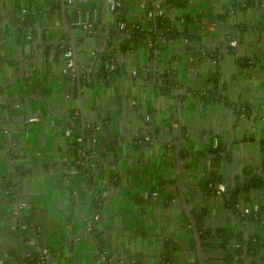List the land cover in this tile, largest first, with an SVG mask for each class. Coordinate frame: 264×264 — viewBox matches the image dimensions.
<instances>
[{
  "label": "crops",
  "instance_id": "obj_1",
  "mask_svg": "<svg viewBox=\"0 0 264 264\" xmlns=\"http://www.w3.org/2000/svg\"><path fill=\"white\" fill-rule=\"evenodd\" d=\"M1 1L4 3L5 9L9 8V0ZM16 1L21 3L18 5V12L29 19L28 21L32 28L31 31L24 32V36L31 35L35 39L42 34L44 37L48 33L46 28L58 27L62 24L61 6L58 5L60 0ZM66 1L69 7L75 4V0ZM76 1H84L85 6L90 9L92 17H95V21H97L94 23L95 28H93L94 30L92 29V34L86 39L87 44L84 42L85 46L81 40L84 26H79L71 21L77 37V48L79 51L77 60L82 75H84L82 85L90 83L95 88L92 93H89V89L86 86L83 87L82 105L77 88L75 95L71 93L74 99L68 98L66 96V88H70L71 86L60 83L61 76H59V73L62 69L63 60L59 54L53 60L54 65L52 64V68H48L44 73H41V76H43L42 82L35 83V87L32 90L39 97L44 95L47 101H42L38 97L39 99H30L32 103L29 105L21 97L14 99V101L22 102L23 104L19 109H15L14 113L34 114L43 106V120L45 123L41 120L27 123L33 125L35 136L39 131L45 132V141L37 142L35 149L39 146L44 149L42 156H45L43 159L51 158L53 161L54 159H62L61 162L64 167L60 173L63 174L64 180L61 183H57L52 174L37 166L26 169V178H32V182L40 184V199L44 201V204L42 208L38 204H35L36 210L33 209L31 211L34 215L30 217L29 221L34 224V229H25L20 226L17 212L6 211L8 202L13 200L11 199L13 192L6 195L4 190L2 191V184L6 182L4 181V175L0 176V257L4 259L3 264H27V260L35 253L34 250H39V244L44 246L45 243H48L54 247L62 242V238L66 235V230H68L71 224L70 206L71 202H74L71 199V194L76 195L78 198L76 206L83 205V201L87 202V210L90 208L89 201H86V198L88 197V189L93 180L90 170L95 171L99 169L95 162L96 152L90 151V169L86 166V168L75 171L73 160L68 158L70 157L68 156L70 153L79 152L78 144L80 142L76 139V136H82V132H84L80 117L82 106L85 115L88 116L85 119L88 131L93 129L89 128V122L98 121L99 125H104V128H100L97 131L98 147L108 150L107 145L110 133L112 131L115 134L123 133L121 148L119 147V150H110L107 153L108 157L117 156L121 152L129 154V146L132 144L130 143V139L132 140L134 133L151 129L153 126L152 122L159 121L177 124L179 123V118L183 115H194L196 117L198 115L202 119L210 118L214 125L222 128L221 132L217 131L214 133V137L215 135L218 136V139L226 142V144H231L233 148L232 152H234V155L232 156L231 165L228 167L229 173L227 178L228 181L233 182L232 184L240 176L238 161H242L243 159H245V162L256 160L258 163L261 162V157L264 155L263 149L257 147V143L260 144L261 142L260 138L264 136V0H256L247 11L240 10L237 16L233 14L230 20L219 19L217 15L226 10L227 7L230 8L234 0H192L193 4H191L190 8H196L200 14V17L194 15L190 23L191 33L194 35V38L191 37L194 39L193 48L196 49H192L187 54L182 51L180 54L182 60L179 59V61L177 58L181 51L180 43L182 40L185 41L187 37H181L180 43L172 42L174 40L169 37H166L168 41L157 42L158 44H154V46H156L155 49H159L155 57L150 52L152 45L146 39L144 40V36L140 37L139 44L134 43L132 47L128 44V47L124 50L121 47L118 49L120 40H116L122 38L121 36L115 40L107 37V31H110L112 23L116 20V15L120 14L121 16L117 19V22L122 21L124 24H131L137 14H143L148 10V0H120L122 4L116 9L115 14L107 10V0ZM52 4L56 5L54 10ZM25 8L28 9L26 14L22 11ZM160 10H162V14L170 13L172 16L176 12L172 6H163ZM50 11L56 15L53 22H47L45 19V12L51 14ZM97 18L100 19L99 22ZM104 19L107 20V24L104 22ZM147 19L145 14L143 18H140L143 25H147ZM236 19L242 20L246 24V27L235 25L234 20ZM150 24L148 22L149 26L147 25L146 27V34H149L154 28ZM231 32L232 35L230 34ZM12 33L11 25L8 26L5 22L4 24H0V44L10 46L9 50L13 42ZM228 34H230V38L227 36ZM49 37L53 41L57 40L58 37L63 41L70 39L69 33L64 29L51 31ZM232 38L238 39L236 45L230 43ZM218 48H220L218 68L222 73V82L218 91L221 92L223 97L239 101V105H246L247 114L243 112L239 116L236 115L234 108L225 104L224 100H216L208 96L202 100V97L198 98L196 95L195 89L200 90L202 88L207 90L212 87L207 70L211 67H217L215 66L217 62L215 63L208 57L200 59L196 50L201 52L207 51L205 53L207 54L211 49ZM102 56L105 57L102 62L111 59V63H116L118 69L121 67L120 71L113 70L111 72V79L104 83L103 86L99 84V81L92 82L85 75L87 72L86 63L89 58L92 57L99 60ZM240 56L250 58L251 64L249 66L240 64ZM2 59H5V56H2ZM99 65L100 63H97V67ZM164 70H171L172 73H176L179 76V91L189 87L188 101L181 102L178 97V90L174 93V90L171 88L168 89L170 91L161 89L159 85V82H162L160 73ZM37 76L40 75L38 74ZM121 89H125L126 100L120 94ZM203 93L202 96H204ZM69 102H72L71 104L76 107L75 117L68 112ZM127 105H130L131 109L123 112L122 107H127ZM122 114L124 115L123 123L125 127H123L119 119V116H122ZM146 114L150 115V119H147ZM146 121L149 123L150 128L146 126ZM69 127H72L70 133L67 132ZM109 128L111 129L109 130ZM107 130H109L108 137ZM204 132H201V135ZM250 136L253 139H250ZM31 138L32 136L28 140H31ZM251 142L256 144H252ZM124 143L126 144L122 147ZM244 143L250 147L247 152L243 150ZM235 148H239V150L236 151ZM20 149L26 150L29 147L19 145ZM159 159L153 156L148 165L147 163H140L138 165L139 168L134 172L131 168L135 169L137 164H133L131 167L126 163L125 167L127 168L129 177L128 181H123L125 184L123 192L127 193L124 196L125 200L122 198V201H119L121 197L115 193L112 194L110 200L104 205L106 215H109L112 211H116L121 203H124L123 211H131L129 216L133 222L132 227L127 230V233H131L134 239L137 238L139 241H141L139 237L142 233L143 235L144 233L151 234L156 222H159L156 218L153 220L152 217L145 219L143 212L140 215L138 213L135 214L136 210H138L136 206L142 205L145 202L139 196L140 192L152 189L151 185L160 184V181L169 175L171 177L169 182L172 183L171 192L173 193L176 192L175 183L179 181L177 173L168 172L170 170L173 172L176 164L170 167L169 164H165L159 161ZM82 161H84V158ZM117 171L121 172L122 170L117 168ZM84 177H89V180ZM11 179H14V176ZM20 179L24 180L25 177H21ZM159 191H163V188L160 187ZM262 194H264V191ZM21 196H23L22 199H25V201L32 203L33 199L30 194L22 193ZM190 196L194 197L191 194ZM80 198L81 200H79ZM262 199L264 200V196H262ZM215 201L216 205L214 208L217 212L214 214L212 222L218 225L228 224L231 221L229 220L231 216L226 208L221 206V201L216 196ZM34 203H36L35 200ZM124 215L120 214L119 216L124 217ZM138 216L143 221L144 227L139 230L142 233L139 232L140 235L135 237L134 232L141 225ZM78 220L79 223L85 224L88 221L87 218L80 215ZM180 223H182L181 220ZM36 238L39 239L36 241ZM88 244L84 247L95 249L94 245L90 246ZM65 251L64 249L63 254ZM89 258L90 261L93 260L90 255ZM67 263L77 264V260L74 257L66 258L65 256L60 261H57V258H52V264Z\"/></svg>",
  "mask_w": 264,
  "mask_h": 264
},
{
  "label": "water",
  "instance_id": "obj_2",
  "mask_svg": "<svg viewBox=\"0 0 264 264\" xmlns=\"http://www.w3.org/2000/svg\"><path fill=\"white\" fill-rule=\"evenodd\" d=\"M60 2L62 24L58 27L53 26L46 28L48 33H46L44 37L41 34V36L33 39L31 35L24 36V32L31 31L32 28L29 24H24L26 20L24 16H22V13L18 12V5L21 3L16 0H9V8L5 9L4 3L0 0V24H4L5 22L8 26L11 25L13 32L11 34L13 42L10 50V46H6L2 43L0 44V176L4 175V181L6 182L5 184H2L1 189L2 191L4 190L6 195L13 192V196L11 197L13 200L8 202L6 211L17 212L20 220V226L25 229H34V224L29 221L30 217L34 215L31 211L35 209L34 206L37 204L41 208L44 204V201L40 199V184L32 182V178H26V169L33 166L43 168L53 175V177L57 180V183H61V181L64 180V177L60 171L63 169L64 165L61 162L62 159H54V161L51 158L43 159L45 155L38 158L39 151L35 149L36 144L37 142L45 141V132L39 131L35 136L33 133V125H29L27 122L32 121L31 117L33 115L39 114V120L45 123L43 120V106L40 107V109H38L34 114H24L22 112L14 113L15 109L17 110L23 106L22 102H16L14 99L21 97L27 104L29 103V105L32 103L31 100H35L36 98H40L42 101H47L45 100L44 95L39 97L34 94L32 90L35 87V83L42 82L43 76H41V73H44L48 68H52L54 65L53 60L59 54L61 58L63 57L62 47L66 44L70 45L75 52V70L74 72L72 71V73L77 76L76 88L79 91V99L82 101L84 86L89 89V93H92L95 88L94 86H91L90 83L84 86L82 85L84 75H82L77 60L79 51L77 48L76 32L74 31L68 15V11L71 7H69L66 0H60ZM74 3L75 6L73 5V10H78L79 5L77 1L75 0ZM106 8L109 11V1H107ZM50 13L51 14L45 12V19L47 22H53L56 18V15L52 14V11H50ZM104 22L107 24V20L104 19ZM58 29L66 30L69 33L70 39L63 41L58 37L55 41L50 40L49 34L51 31ZM92 32L93 31L90 30L89 27H83V35L81 36L83 43L86 42L87 44L86 39L92 34ZM107 33L109 34V30ZM22 36H24V38H22ZM2 56H5V59L1 60ZM97 63H100V59L96 60L95 58L90 57L86 63L87 72L85 75H87L92 82L99 81V84L103 86L104 83L111 79V75L107 77L108 80L107 78L102 77L98 71ZM120 70L121 67H119L117 71ZM38 74L40 76H37ZM59 76H61L60 83L64 85L68 84L69 81L66 80L61 73H59ZM71 84H73V82ZM68 88H66V96L70 99H74L72 94L69 95ZM124 91L125 89H121L120 92L123 99H125ZM71 103L72 102H69V107L73 106ZM82 104L83 101L81 102V105ZM82 107L80 110V117L84 127V132H82L84 141L82 145L85 150V165L88 169H90L89 157L91 156V153L88 152L87 148L93 147L97 155L95 156V162L99 168L96 170L94 180L88 189V197H85L86 201H89L90 208L87 210V202L83 201L82 203L84 206H76L78 198L76 195L71 194V199L74 201L71 202L70 206L71 224L68 230H66V235L62 238V242H60L58 246L54 247L50 246L48 243H45L44 246L39 244V250H34V254H37L38 252H40L39 255L42 254L44 252V247L48 246L52 257L57 258V261H60L62 257L65 256L66 258L74 257L77 260V264H133L130 255L132 253L137 254V251L139 250L138 248H142V250L148 249L152 252L150 258L151 261L152 259L158 257L161 262V260L169 254V252H172V255L178 258L177 254L180 249H174L176 244L174 239L176 238V240H179V237L177 238V236H175L174 231L180 222V214L177 211L179 209L170 206L168 204L169 199L159 201L157 194L158 191L151 193V189H146L145 191H141L139 194L141 199L143 198L145 202L142 205L139 204L136 206V209L138 208V210H136L135 214L138 213V215H140V213L143 212L145 219L152 217L159 221L156 222L155 228L152 230V236L149 237V235L146 234L147 237H145V241H139L137 238L134 239L131 233H127V230L132 227L133 222L129 216L131 211H123L124 203H121V205H119L120 207L116 209V211H112L109 215H106V211L104 209V205H106L108 200H110L112 194L116 193V195L121 197L119 201H122V198L125 200L124 196H126L127 193L123 192V188L125 186L123 181H128L129 177L125 164L127 163L131 167L133 164H137L135 169L131 168L134 172L139 168L138 165L140 163H147L148 165L154 156L160 158L159 161L169 164L170 167L173 166V164H176L175 170H173V172L171 170L168 172L177 173L179 177V181H177L175 185L179 189L180 194L186 203L185 207L195 226L194 231L198 245L200 264H206L204 258V245L202 244V238L199 232L200 229L198 227L197 220L192 216L185 190H187L192 196H195L194 198H197V200L199 199L198 194L207 196L209 200L212 198V201L209 202V206L204 207L203 205H199V219L205 228L219 226L216 224L214 225L212 222L213 216L217 212L214 208L216 205L214 199L215 196L212 194V196L209 195L202 183L203 181H206L210 175H212L213 171L226 173L228 178V167H230L233 157L230 161H226L225 163L223 162L222 164H216L213 162V156L215 154L211 149V146H215L218 142V136L215 135L214 137V133L217 131L221 132L222 128L214 125L210 118L202 119L198 115L197 117L194 115H183L179 118V123L177 124L155 121L152 122L153 126L151 129L134 133L132 140L130 139V143L132 144L129 146V154H127V152H121L117 156L108 157L107 153H109L110 150H119V147L121 148V137H123V133L120 132L119 134H115L113 131L110 133L107 145V148H109L108 150L98 147L96 138L94 139V137L97 136L98 129L104 128V125L99 127L95 126L94 130L88 131L85 124V119L88 116L85 115ZM130 109V105L122 107L123 112L126 110L129 111ZM123 118V114L122 116H119L120 123L123 124V127H125ZM146 124V126L149 127V123H147V121ZM201 127L202 130L205 131L202 136L199 133ZM110 129L111 128H109V130ZM109 130L106 132L107 137L109 135ZM158 131L160 133L159 137L154 138V133ZM162 132H164V135ZM31 136V140H28ZM149 139L150 141H148ZM251 143L253 144L254 142ZM125 144L126 143H124L122 147H124ZM19 145H24V147H29V149L19 150ZM173 145L176 146L175 151H172ZM245 145L246 144L244 143L243 150L247 152L250 147L247 144L246 146L248 148L246 149ZM257 147L261 149L260 145ZM183 150L186 153H183ZM235 150L237 151L239 148H235ZM68 156L67 157L69 159L76 160L78 153L72 152ZM252 162L253 161L249 163ZM242 163H245L244 159ZM117 164L119 165L117 166ZM117 168L122 171H117ZM113 174H117V176L113 178ZM12 176H14V179H11ZM242 176L245 178L246 172H243ZM21 177H25V179L21 180ZM84 178L89 180V177ZM169 180L170 177L167 175V180H165L160 186L163 188V191H161L162 193L172 190V183H170ZM160 187H158V189ZM22 193L28 195L30 194L33 199L32 203H23L24 199H22ZM96 196H100V198H102L99 215H96L98 210L94 202V197ZM161 196L165 198V196ZM34 200L36 203H34ZM79 200H81V198ZM226 210L231 216L229 219L231 220L233 214L229 211V209ZM120 214L125 215L124 217H120ZM79 215L87 218L88 221L86 224L79 223ZM138 217L140 218V216ZM213 238L214 237H212V239ZM38 239L36 238V241ZM215 239L217 238H214V240ZM84 242L89 243L88 245L90 246L94 245L95 249L84 247L87 245V243ZM178 244L186 247L184 243H180L179 241ZM178 244L176 245L178 246ZM64 249L66 251L63 254ZM213 251L216 250L213 249ZM145 254H147V252L141 254L140 260L142 262H139L138 264H153L149 260L148 263ZM89 255L93 258L92 261L89 260ZM19 259L22 260L21 258ZM159 261L157 264L160 263Z\"/></svg>",
  "mask_w": 264,
  "mask_h": 264
},
{
  "label": "trees",
  "instance_id": "obj_3",
  "mask_svg": "<svg viewBox=\"0 0 264 264\" xmlns=\"http://www.w3.org/2000/svg\"><path fill=\"white\" fill-rule=\"evenodd\" d=\"M256 0H234L231 5L230 8L227 7L226 10H224L222 13H218V18L219 19H223V20H230L232 19V15L234 14L235 16H237V13H239L240 10H245L247 11V9L251 6H253L254 2ZM82 2V1H81ZM77 2L79 7L78 10H73V6L71 7V9L68 11V15H69V19L70 21H72L73 23H76L77 21H86V22H93L96 23L97 21L95 17H92L91 15V11L89 8H87L85 6V2ZM81 4V5H80ZM191 4H193L192 0H148L147 1V6H148V10L143 13V14H137L136 17L134 18V20L132 21L131 24L126 23L125 28H121L119 27V25H117V19H119L121 16L120 14L117 15L116 20L112 23V27L109 31V34H107V37L111 38V39H116L119 38V36H121L122 38L116 39V40H120L119 42V48H122V50L126 49V47H128V44L132 45L134 43H140V37L144 36V40L146 39L150 45H152V48H150V52L151 55L154 54L157 55V50L159 48H156V46H154V44H158L157 42L165 40L168 41V39L166 37L172 38V42H177L180 43L179 41L181 40V37H187L186 40H182V42L180 43V52H179V57L177 58L178 61L179 59L182 60V56L180 55L182 53V51L187 54L190 53L192 49H196L193 48V43H194V35L191 33V20L193 19L194 15H198L200 17V14L198 13V11L196 10V8H190ZM59 6H61V3H58ZM74 5V4H73ZM75 6V5H74ZM163 6H172V8L175 9V15L172 16L170 13H157L156 16H153V18H148V13L150 11H156L157 9L159 10L161 7ZM56 5L53 4V10L55 9ZM138 13H140L138 11ZM145 14V17L147 19V25L148 22L151 25V27H154L149 34H146V27L147 25H143L142 24V20H140V18H143ZM25 18V23L24 24H29V19L27 17ZM98 19V18H97ZM100 19H98L99 22ZM155 20V21H154ZM126 21V20H125ZM27 22V23H26ZM235 25H239L240 27H246V24L242 21V20H234ZM155 24V25H154ZM153 25V26H152ZM149 26V25H148ZM232 35V32L230 33ZM230 34H228L227 36L230 38ZM193 37V38H191ZM236 39V38H232L231 40ZM230 40V41H231ZM238 40V39H237ZM70 45L66 44L62 47V50H65L67 47H69ZM177 52V51H176ZM197 54L199 55L200 59H206L207 57L212 59L216 64L215 66L217 67H211L209 68L207 71L209 73V82L211 84L212 87L208 88L207 90L205 89H200V90H196V95L197 97L201 98L202 100L204 97H211L212 99H216V100H224V103L227 104L230 107L234 108V112L236 113V115L239 116V114H242L243 112L245 114H247V108L246 105L244 104H240L239 105V101H236L234 99L230 100L228 97L225 98L222 96L221 92L218 91L219 86L222 82V73L220 72L219 68H218V62L220 59V48L218 49H211L210 51H208L207 54H205L207 51L201 52L199 50H196ZM177 54V53H176ZM183 55V54H182ZM112 57V56H111ZM105 57H101L100 58V65L98 67V71L100 73V75H102V77L107 78L108 76L111 75V72H113V70H118V66H116V63H111V59H109L108 61L106 60L105 62H102V60ZM239 62L242 65L245 66H249L251 64V59L250 58H245L243 56L239 57ZM111 64H114V66H111ZM62 71V70H61ZM161 74V81L159 82V85L161 87V89H164L166 91H170L168 89H172L174 90L173 92L175 93V91L178 90V97L180 98L181 102L183 101H188L187 97H188V88H186L185 90L179 91V87H178V82H180V78L179 76L175 73H172L171 70H164L163 72L160 73ZM65 77L66 80H68V84L71 86L69 89V95H71V93H73V95L76 94V83H77V76L73 75L72 71H69L67 73H65L63 75ZM73 82V84H71ZM205 91V92H204ZM200 92V93H199ZM204 92V93H203ZM202 93L204 96H202ZM199 94V96H198ZM68 112L71 113L72 116H74V114L76 113V107L73 105L71 107L68 108ZM75 117V116H74ZM77 117V116H76ZM175 124V123H174ZM94 124L93 127H89V128H93L94 129ZM72 129V127H69ZM68 128V129H69ZM67 129V130H68ZM91 129V130H93ZM79 136H76V139ZM250 139H253L252 136L249 137ZM261 142L260 144L257 143L258 145H260V147L263 149L264 151V136H262L260 138ZM211 149L213 151V153L215 154L213 156V162L216 164H222L223 162L225 163L226 161H230L232 159V156L234 155L233 148L231 146V144L224 142L222 140L219 139V142L216 143L215 146H211ZM91 150L90 148L88 149ZM83 151L82 149L79 150L78 152V156L77 158L80 156L81 159L84 158V155H81V152ZM183 153H186L183 150ZM261 162L259 163V168L256 170L257 167H255L253 164L249 163L247 164L246 168H244V170H246V176L245 178H243L242 180H240L239 182H237L236 184L232 185V184H228L226 183L227 187H226V191H225V198L227 200V203H229L230 205L229 208L233 209V210H238L240 211V213L242 214V218L248 220L250 222V224L252 225V233L249 236V240H248V244H249V252H251L252 254H255L256 249H257V244H256V239H257V225L259 223V221H264V201L263 204L260 206L259 210L257 211L258 216H256L255 212H251V213H242L241 208L239 207L240 205V199H241V192L243 193L245 190V195L249 200H252L253 195H251V191L255 190V187H258L260 185H264V176H263V170L264 169V155H262L261 157ZM73 163L75 164L76 161L74 159ZM85 161V160H84ZM83 161V162H84ZM83 164V163H82ZM258 166V165H257ZM86 168V165H81V169ZM117 176V174H113L112 177L115 178ZM227 180V176L226 173H218L217 171H213L212 175L209 176L208 179H206V181H203V187L206 189V191L208 193H212L215 191L213 190V188H217L218 182H226ZM169 192V191H168ZM95 200V206L98 208V210L101 207V202H102V198H100V196H96L94 197ZM261 218V219H260ZM201 225V232H202V236L204 238V243L205 245H208V253L211 250V252L209 253V255H207V257L210 259L209 260V264H214L212 261H214L215 259H221L222 262H224L223 264H239L238 260H237V256L239 253L242 252V248L236 247L233 248L232 246H230L229 243H226L227 240L229 239V237H231V233L230 231L228 232V228L226 227H207L206 229L204 228V226L202 224ZM208 229V230H207ZM207 233V235L204 234V232ZM242 231L238 232L237 235L239 236V239H241V241L243 243H246L244 234L242 235ZM215 237L217 239L214 240V238L212 239V237ZM232 238V237H231ZM264 238H261V241H263ZM177 244V243H176ZM175 244L174 249L175 250H179L183 248V245L178 244V246ZM212 247V248H211ZM213 249H215L216 251H213ZM170 254V253H169ZM166 258V257H165ZM214 259V260H213ZM29 264H36V258H29L28 261ZM196 263H198L197 259H196Z\"/></svg>",
  "mask_w": 264,
  "mask_h": 264
},
{
  "label": "flooded vegetation",
  "instance_id": "obj_4",
  "mask_svg": "<svg viewBox=\"0 0 264 264\" xmlns=\"http://www.w3.org/2000/svg\"><path fill=\"white\" fill-rule=\"evenodd\" d=\"M60 73L62 75H64L67 72L61 71ZM97 122L98 121H94L93 123L89 122L90 127H92L93 124H94V126H98V127L101 126ZM159 131L154 133V138L159 137V135H160ZM201 132H204V130H202V127H201V130L199 131V133L201 134ZM162 134L164 135V132H162ZM95 138H96V141H97V136H95L94 139ZM83 141H84V139H83ZM83 141H79L80 144H78V149L79 150H81V149L83 150V151H80V152H81V155H84V160H85V154H84L85 150L83 149V145H82ZM148 141H150V139ZM218 142H219V139H218ZM172 147H173L172 151H175L176 150V146L173 145ZM87 149H89V148H87ZM90 149L95 151L93 149V147L90 148ZM36 150L39 151L38 157L42 156V154L44 152V149L41 146H39ZM91 150H89V153H90ZM81 157L79 156L75 160L76 161L75 168H74L75 171L81 170V165H83V164L85 165V161L83 162ZM242 161L241 160L238 161L239 162L240 176L237 177V180L234 181V184H236L237 182H239L240 180L243 179L242 174H243V172L246 171V170H244V168H246L247 164H249V162H247V163L245 162L243 164ZM244 161H245V159H244ZM259 163L260 162L257 163L256 160H254L251 164H253L255 167H257L256 168V170H257L259 168ZM262 170H264V169H262ZM90 173H92L93 180H94V174H96V170L95 171L91 170ZM263 176H264V173H263ZM165 180H167V178H164L163 180H161L160 184L151 185L152 189H151L150 192L151 193H155V192L158 191L157 194H158V197H159V201H161L163 199H169V203L168 204L170 206H172V207H176V208L179 209L177 211L180 214L179 215V219L182 221V223L178 224L176 226V230L174 231L175 236H177V238L179 237V240H176V238L174 240H175V243H177V244H178V241L180 243H184V245H186V247L183 246V248L178 251V254H177L178 258L174 257L172 255V252H169L170 254L166 255L165 256L166 258H163L161 260V262L159 261L158 257L152 259V261H151L150 258H151L152 252L149 251L148 249L142 250V248H138L139 250L137 251V254L132 253L130 255L131 261L133 262V264H138L139 262H142L140 260V256H141L142 253L144 254V253L147 252V254H145V257H146L147 261L149 260L153 264L154 263L157 264L158 261L160 262L159 264H200V257L198 255L199 254L198 245H197V242H196V236H195V231H194L195 230V226H194L193 221L191 220L189 212L187 211V209L185 207L186 203L184 202V200H183V198H182V196L180 194V191H179V189L177 187H176V192H173V193L171 192V190L169 192H164V193L159 191L158 187H160ZM224 183H225V188L224 189H221V187L219 185V182H218L217 188L216 189L213 188L215 193L214 192H212V193L210 192L209 195L212 194V195L216 196L221 201L220 202L221 206L223 208L229 209V211L233 214L232 219H231V221L228 224H224V225L220 224L219 225L221 227L228 228V232L230 231V233H231V237L232 238L229 237V239L227 240L226 243H229L230 246H232L233 248H235V246L239 247V248H242V252L239 253L238 255H236L239 264H264V242L261 241V238L262 239L264 238V221H259V223L257 225V227H258V229H257V239H256L257 249L255 251L256 253L252 254L251 252H249V248H248L249 247V244H248L249 236H250V234L252 233V230H253L252 229V225L250 224V222L248 220L242 218V214L240 213V211L233 210V209L229 208L228 205H230V204L227 203V200H226L224 194H225V191H226L225 189H226L227 185L228 184H232V182L231 181H226ZM226 183H227V185H226ZM234 184H232V185H234ZM263 191H264V185H260L258 187H255V190L251 191L252 192L251 195H253L252 200H249L246 197L245 190H244L243 193L242 192L240 193L241 194V199H240L239 207L241 208L242 213L255 212L256 213L255 215L258 216L257 211L259 210L260 206L263 204V201H264L262 199V196H264V194H262ZM185 193H186V196H187V200L189 201V207H190L192 216L197 220L198 227L200 229L199 232H200V235H201V238H202V244L204 245V253H205L204 254V258H205L206 264H209V260L210 259L207 257V255H209L211 250L208 253L209 246L205 245V243L203 242L204 238L202 236V232H201L202 229H201V225H200V224H202V222L199 219V210H200V206L199 205H203L204 207L209 206V204H210L209 202L212 201V198L209 200V198L207 196L202 195V194H198L199 199L197 200V198H194L195 196L191 197L187 190H185ZM161 195L165 196V198H163ZM214 199H215V197H214ZM247 208H248V210H247ZM100 210H101V208L99 210H97V214L96 215L100 214ZM144 217H145V215H144ZM153 220H154V218H153ZM216 225H218V224H216ZM219 226H216V227H219ZM143 227H144V225L142 224V221H141V225L138 226L137 227L138 229L134 232V236L135 237L137 235H140L139 232L142 233V231H139V230L143 229ZM211 227L215 228V226H211ZM240 231H242V233L244 234L246 243H243L241 241V239H239V236L237 235V233L240 232ZM203 232H204V230H203ZM146 234L149 235V237L152 236V233L151 234L144 233V235L142 233V235H140V237H139L141 239V241H145V237H147ZM204 234L207 235L206 232H204ZM150 240H151V238H150ZM150 240H148V241H150ZM139 251H141V252H139ZM50 252H51L50 248L48 246H46V247H44V252L42 254L39 255L40 252H38L37 254L31 255V258H33V257L36 258V264H45L48 259H49V262H50L49 264H52V258L53 257H52V254ZM109 255H108V257H109ZM43 256H44V258H43ZM196 259H197L198 263H196ZM28 261H29V259L27 260V264H29ZM149 261H148V263H149ZM212 262L213 263L215 262L214 264H223L224 263V262L221 261V259H217V260L215 259ZM3 263H4V259H3Z\"/></svg>",
  "mask_w": 264,
  "mask_h": 264
},
{
  "label": "built area",
  "instance_id": "obj_5",
  "mask_svg": "<svg viewBox=\"0 0 264 264\" xmlns=\"http://www.w3.org/2000/svg\"><path fill=\"white\" fill-rule=\"evenodd\" d=\"M107 1H109V4H110V9H109V11H111L112 13H116V9H118V7L122 4V1H120V0H107ZM156 1V0H155ZM159 1H161V0H159ZM27 8H25L24 10H22L23 12H24V14H26L27 13ZM157 13H162V10H156V11H150L149 13H148V17L149 18H153V16H156V14ZM24 16V15H23ZM76 24L77 25H81V26H87V27H89V29H93V28H95V26H94V23L93 22H86V21H77L76 22ZM117 25H119V27H121V28H125V24L122 22V21H118L117 22ZM94 30V29H93ZM237 42H238V40L237 39H233V40H231L230 41V43L232 44V45H236L237 44ZM63 51V57H62V60H63V63H62V71L63 72H69V71H73L74 72V70H75V60H74V55H75V52L73 51V48L71 47V46H69V47H67L65 50H62ZM111 66H114V64H111ZM146 117H147V119H150V115H147L146 114ZM38 119H40V116H39V114H35V115H33L32 117H31V120L32 121H36V120H38ZM72 131V129L71 128H69L68 129V133H70ZM77 140L78 141H83V137L82 136H79L78 138H77ZM219 185H220V187H221V189H224L225 188V183L224 182H220L219 183ZM23 203H25V204H27L28 203V201H25V199L23 200ZM247 210H248V208H247ZM43 258H44V256H43ZM3 263V259H2V257H0V264H2ZM50 262H49V259L47 260V262L45 263V264H49Z\"/></svg>",
  "mask_w": 264,
  "mask_h": 264
},
{
  "label": "rangeland",
  "instance_id": "obj_6",
  "mask_svg": "<svg viewBox=\"0 0 264 264\" xmlns=\"http://www.w3.org/2000/svg\"><path fill=\"white\" fill-rule=\"evenodd\" d=\"M111 13V12H110ZM62 70V69H61ZM200 93V92H199ZM198 96H199V94H198Z\"/></svg>",
  "mask_w": 264,
  "mask_h": 264
}]
</instances>
